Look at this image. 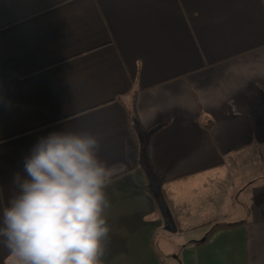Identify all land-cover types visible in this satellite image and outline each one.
Listing matches in <instances>:
<instances>
[{
    "label": "crops",
    "instance_id": "1",
    "mask_svg": "<svg viewBox=\"0 0 264 264\" xmlns=\"http://www.w3.org/2000/svg\"><path fill=\"white\" fill-rule=\"evenodd\" d=\"M65 130L112 172L104 264H264V0H0V209Z\"/></svg>",
    "mask_w": 264,
    "mask_h": 264
},
{
    "label": "clouds",
    "instance_id": "2",
    "mask_svg": "<svg viewBox=\"0 0 264 264\" xmlns=\"http://www.w3.org/2000/svg\"><path fill=\"white\" fill-rule=\"evenodd\" d=\"M100 151L95 135L68 130L32 147L0 209V247L11 264H104L112 172Z\"/></svg>",
    "mask_w": 264,
    "mask_h": 264
},
{
    "label": "rangeland",
    "instance_id": "3",
    "mask_svg": "<svg viewBox=\"0 0 264 264\" xmlns=\"http://www.w3.org/2000/svg\"><path fill=\"white\" fill-rule=\"evenodd\" d=\"M234 171H238L239 172V175H237V176H235L234 174H233V172ZM258 171V170H257ZM257 171H255L253 168H250V169H248V170H246V171H243V172H241L240 173V170H233L232 172H229L226 176L224 175H221V176H218L219 178H220V180H221V182H223L224 184L222 185L221 183H220V181L219 180H216V182H215V184H214V187L215 188H221V187H227V185H229L230 184V181H234V182H237L238 181V185H239V187H240V184H242L243 183V181L242 180H244V179H246L247 177H250V176H253V177H255L254 175H255V173H257L258 174V172ZM262 171V170H261ZM262 173V172H261ZM263 180H264V174H263ZM240 181H242V182H240ZM237 185V186H238ZM162 235H163V237H162V239H164V240H170V241H172V242H175L176 243V247H181L182 246V243L184 242V241H182V239L181 240H178V239H175V237H174V234L172 235L171 233H169V232H164V234L163 233H161ZM161 234H159V237H160V235ZM162 242V241H161ZM160 245H162L161 243H160ZM161 247V246H160Z\"/></svg>",
    "mask_w": 264,
    "mask_h": 264
},
{
    "label": "trees",
    "instance_id": "4",
    "mask_svg": "<svg viewBox=\"0 0 264 264\" xmlns=\"http://www.w3.org/2000/svg\"><path fill=\"white\" fill-rule=\"evenodd\" d=\"M219 226L218 225H216L209 233H208V235H207V237H206V239L204 240V241H206L209 237H210V235L215 231V230H217V228H218Z\"/></svg>",
    "mask_w": 264,
    "mask_h": 264
}]
</instances>
